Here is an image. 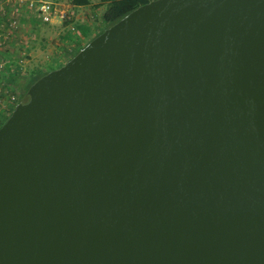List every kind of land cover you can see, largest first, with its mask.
<instances>
[{"label": "water", "instance_id": "obj_1", "mask_svg": "<svg viewBox=\"0 0 264 264\" xmlns=\"http://www.w3.org/2000/svg\"><path fill=\"white\" fill-rule=\"evenodd\" d=\"M0 125V264H264V0H152Z\"/></svg>", "mask_w": 264, "mask_h": 264}, {"label": "rangeland", "instance_id": "obj_2", "mask_svg": "<svg viewBox=\"0 0 264 264\" xmlns=\"http://www.w3.org/2000/svg\"><path fill=\"white\" fill-rule=\"evenodd\" d=\"M28 1L0 0V62L4 63L0 70V125L16 104L27 101L26 95H20V86L10 84L12 77L5 79L6 72L13 77L17 75L15 79L20 81L34 72L55 70L102 28L104 3L101 0H87L85 6H75L72 0H41L52 3L58 14L63 13L60 21L50 23L36 19L27 7ZM12 21L16 29L9 27ZM78 26L89 28L85 38L77 30Z\"/></svg>", "mask_w": 264, "mask_h": 264}, {"label": "trees", "instance_id": "obj_3", "mask_svg": "<svg viewBox=\"0 0 264 264\" xmlns=\"http://www.w3.org/2000/svg\"><path fill=\"white\" fill-rule=\"evenodd\" d=\"M101 1L104 3V11L101 15L102 28L97 33H95L89 40H87V42L90 41L93 37L100 34L104 29H106L107 27L111 26L119 19L124 17L126 14L134 10L135 8L144 5L152 0H101ZM72 4L75 6H85L88 4V2L87 0H72ZM77 30L79 31L80 35L84 38L89 33V28L86 26H78ZM87 42H85L82 46L78 47L71 54V57L75 55L77 51L81 49ZM45 73L46 72H40V73L34 72L28 76L21 77L20 81L15 79L16 77H18L17 75L15 77L12 76L10 84L14 85L17 88H19L20 86L19 92L20 95L23 96L25 95L27 88Z\"/></svg>", "mask_w": 264, "mask_h": 264}, {"label": "built area", "instance_id": "obj_4", "mask_svg": "<svg viewBox=\"0 0 264 264\" xmlns=\"http://www.w3.org/2000/svg\"><path fill=\"white\" fill-rule=\"evenodd\" d=\"M27 7L28 9L31 10V14L38 19L41 23H50L53 21H60L61 18L63 17V13L58 14V11L56 10V8L54 7V5L52 3H49L47 1H28L27 2ZM10 16L11 18H13V12H10ZM34 18V19H35ZM57 19V20H55ZM9 27L16 29V23L14 21H12V23L9 24ZM4 68V63L0 62V70ZM12 72V71H9ZM20 76H22L20 74ZM12 77L11 74H8V72H6V80H8V78Z\"/></svg>", "mask_w": 264, "mask_h": 264}]
</instances>
